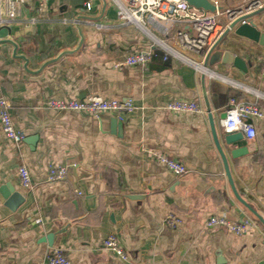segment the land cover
<instances>
[{"label": "crops", "instance_id": "crops-1", "mask_svg": "<svg viewBox=\"0 0 264 264\" xmlns=\"http://www.w3.org/2000/svg\"><path fill=\"white\" fill-rule=\"evenodd\" d=\"M17 1L14 18L3 2L0 94L11 101L15 126L25 131L26 139L13 142L0 125V189L10 184L25 201L12 210L0 194V264H47L53 246L64 250L70 264L264 260V224L251 210L264 218V116L253 120L255 138L244 135L234 145L226 144L228 132L220 118L232 96L264 111V46L236 33L218 46L242 57L246 72L222 62L203 72L173 57L118 70L115 62L129 52L152 48L154 42L138 26L120 21L112 3L91 0L89 10L88 0ZM248 1L212 0L222 10ZM221 21L225 25L227 18ZM253 21L264 32V11ZM51 59L56 60L43 67ZM203 73L235 187L251 209L236 197L226 175L204 102ZM95 94L131 97L135 107L123 112L121 121L111 112L93 116L47 105L52 97ZM173 99H194L205 112L171 111L167 104ZM34 136L35 144L29 142ZM242 146L248 152L233 157L231 149ZM157 153L182 161L187 172H171L156 160ZM52 164L69 165L68 177L49 182ZM21 165L31 172L32 188L20 183ZM170 213L182 218L177 227L166 222ZM223 214L232 220L249 216L259 226L248 235L206 227L211 215ZM111 233L128 260L102 246Z\"/></svg>", "mask_w": 264, "mask_h": 264}, {"label": "built area", "instance_id": "built-area-1", "mask_svg": "<svg viewBox=\"0 0 264 264\" xmlns=\"http://www.w3.org/2000/svg\"><path fill=\"white\" fill-rule=\"evenodd\" d=\"M117 10V17L124 23H131L141 28L154 42L152 48L129 52L123 60L114 63V68L123 70L130 66H148L154 59L155 48H159L166 61L169 58H177L187 63L194 64L198 70H208L204 66V58L208 48L214 43L226 26L238 15L253 11L264 5V0H249L238 8L222 10L219 7L215 11H207L191 5L186 0H107ZM3 2L6 5L10 18L17 15V0H0V26L5 24L3 18ZM87 9L93 8V2H85ZM42 9H45L42 6ZM225 16L227 23L222 24L221 18ZM188 24L187 27H184ZM178 26L175 30L173 26ZM164 35L159 36L157 32ZM234 87L237 82L230 80ZM50 108L57 110L82 111L93 116H99L103 112H111L123 121V112L135 107L131 97L125 99L105 98L101 95H90L86 98L58 96L47 100ZM11 101L0 94V125L6 137L17 144H23L26 139L24 130L15 126L11 113ZM167 108L175 112L204 113L203 105L194 99H173L167 104ZM227 116L221 118V125L227 132H242L247 138L256 136V127L253 122L256 118L264 116V111L255 102L232 96L226 110ZM156 160L171 172L184 175L187 166L180 160L167 154L157 153ZM20 183L24 188H32L33 181L29 168L26 165L19 167ZM70 173L69 165L52 164L49 167L47 180L58 182L65 180ZM81 194V191H78ZM166 222L171 227H177L182 223V218L170 213ZM258 222L252 217H244L240 220H232L228 215H211L206 221L207 228L223 227L236 235H248L258 228ZM104 248L113 250L123 260L129 256L122 247L115 233L109 234L102 241ZM70 258L61 247H51L47 255V264H70Z\"/></svg>", "mask_w": 264, "mask_h": 264}, {"label": "water", "instance_id": "water-1", "mask_svg": "<svg viewBox=\"0 0 264 264\" xmlns=\"http://www.w3.org/2000/svg\"><path fill=\"white\" fill-rule=\"evenodd\" d=\"M186 1L189 2L191 5H194L198 8H202V9L207 10V11H215L216 8L218 7L214 2H212V0H186ZM263 11H264V5L253 10V11L246 12V13L240 14L237 17H235L229 23V25L224 28V30L220 33V35L217 37V39L214 41V43L206 51L204 62H203L204 66L206 68H208L211 65L222 62V63L227 64V65H234V66L238 67L239 69L246 72L248 70L247 63L242 57L236 56L230 50H220V49H218V46L222 43L224 38L229 33H236L240 36L247 37L253 41L258 42L260 45L264 46V32L258 30L255 22L253 21V17L256 16L257 14L263 12ZM4 41L12 42L11 40H4ZM20 57H22L25 61H28L27 57H25L23 55H20ZM55 60L56 59H51V60L47 61L43 65V67L54 62ZM202 91H203L205 106L209 112V118H210L212 133L214 136L216 146H217V148H218V150L222 156L224 166H225L226 175L230 181V184L232 186V189H233L236 197L243 204H245L247 207L250 208V206L247 204V202L242 199V197L240 196V194L238 193V191L235 187L234 180L232 177V173L230 171V167H229V163H228L227 154L225 153V151H224V149L220 143L219 137H218L217 127H216V124L214 121V117H213V113H212V109H211V103H210V99H209L207 87H206V73L202 74ZM226 116H227L226 111H224L220 114V118H225ZM116 121H117V119H116ZM243 137H244V134L242 132H228L225 135V142L228 145H234L238 140L242 139ZM36 141H37V137H35V136L29 139V142L33 143V144H35ZM247 152H248V148L246 146L235 147V148H232L230 151V153L233 157H239L240 155L247 153ZM0 194L5 199L6 204L12 210L17 209L25 201V197L23 196V194L19 191H16L15 188L10 184L4 185L0 189ZM251 210L255 213V215L264 224V218L260 214H258L256 211H254L253 209H251ZM48 240L51 243V241H52L51 236H48ZM259 264H264V260H262Z\"/></svg>", "mask_w": 264, "mask_h": 264}, {"label": "trees", "instance_id": "trees-1", "mask_svg": "<svg viewBox=\"0 0 264 264\" xmlns=\"http://www.w3.org/2000/svg\"><path fill=\"white\" fill-rule=\"evenodd\" d=\"M161 59V58H163V54H162V52H161V50H159V48H155V56H154V59ZM165 63H167V62H165Z\"/></svg>", "mask_w": 264, "mask_h": 264}, {"label": "rangeland", "instance_id": "rangeland-1", "mask_svg": "<svg viewBox=\"0 0 264 264\" xmlns=\"http://www.w3.org/2000/svg\"><path fill=\"white\" fill-rule=\"evenodd\" d=\"M159 36H161L162 38H164V35H162L161 33H159L157 30H155Z\"/></svg>", "mask_w": 264, "mask_h": 264}]
</instances>
